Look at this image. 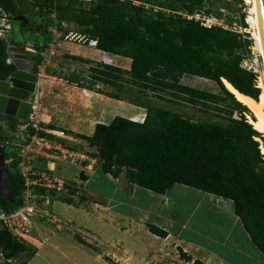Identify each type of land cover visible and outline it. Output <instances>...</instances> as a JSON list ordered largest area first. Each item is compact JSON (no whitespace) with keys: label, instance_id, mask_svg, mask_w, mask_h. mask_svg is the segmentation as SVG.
Returning a JSON list of instances; mask_svg holds the SVG:
<instances>
[{"label":"trees","instance_id":"obj_1","mask_svg":"<svg viewBox=\"0 0 264 264\" xmlns=\"http://www.w3.org/2000/svg\"><path fill=\"white\" fill-rule=\"evenodd\" d=\"M135 1L170 11L193 12L204 7V0H178L179 6L152 0H99L88 11L77 0L60 2L57 6L60 20L67 12L83 15L77 22L84 28V35L97 39V49L131 60L129 70L99 64L91 69L88 81L74 75L66 80L80 87L88 82L90 89L98 83L115 87L118 93L94 92L147 111L142 123L116 116L109 124H97L92 136L77 135V138L98 150L93 156L105 173L114 179L124 174L130 190L138 186L165 195L170 187L182 184L232 201L236 216L264 257V157L260 150L264 137L246 118L248 115L256 120L253 113L222 82L226 80L239 93L258 100L261 91L255 87V76L240 68L245 44L233 33L208 30L178 15L166 16L162 12L154 15L142 6H135ZM52 2L0 0V8L9 16L14 30L20 25L24 9L39 8L44 17L43 9L51 7ZM37 50L44 49L37 47ZM8 52L9 44L0 39V80L15 71L7 62ZM32 61L38 69L41 57H32ZM184 75L215 82L221 94L181 85L179 80ZM133 88L140 92L167 90L176 100L200 103L214 110L227 124L193 122L180 114L144 106L136 96L132 97ZM235 113L239 118H234ZM17 124L15 121L9 125L11 132ZM3 138L11 139L9 135ZM17 165L15 161L8 167L14 194L0 195V209L5 211L14 210L21 202L23 181L14 171ZM81 179L86 178L81 175ZM69 192L73 196L77 190ZM62 197L59 200L64 203H73L72 198ZM148 228L158 237L167 236L153 225ZM0 248L6 260L17 259L32 249L2 230Z\"/></svg>","mask_w":264,"mask_h":264},{"label":"crops","instance_id":"obj_2","mask_svg":"<svg viewBox=\"0 0 264 264\" xmlns=\"http://www.w3.org/2000/svg\"><path fill=\"white\" fill-rule=\"evenodd\" d=\"M24 13L20 25L9 32V37L13 40L9 51L22 52L28 41L36 44V49H44L49 41L45 23L39 25L26 17L25 9ZM25 20L28 24L23 26ZM0 24L3 22L0 21ZM58 46V55L51 60L47 71H58L60 74L71 72L70 75L62 73L64 82H68L67 77L72 75L84 77L83 74H91L92 68L103 64L104 56L118 60L126 68L131 65L128 58L106 52L103 54L99 49L86 44L59 41ZM42 81L38 82L36 94L31 96L30 101L41 98ZM125 114L127 117L139 115L137 111ZM96 125L89 127L88 131H83L78 126L66 128L70 130L66 132L75 140L71 146L75 148V145L84 142L75 137L77 135L92 136ZM56 126L54 122L43 119L45 129L57 130ZM71 167L73 166L69 165L65 173H69ZM79 169L86 178L82 182L67 175L62 176L77 184L74 185L77 192L71 195L73 203L61 201L59 210L62 217L68 220L65 223L72 225V222L77 221L88 227V236L91 235L92 238L85 241L90 247L84 246L81 241L77 242L70 232L57 231L54 227L51 230L49 228L52 226L40 223L46 243L36 247L34 255L26 264H109L107 259L117 264H195L196 261L202 264H258L263 257L236 216L230 200L182 184L170 187L165 195H157L138 186L130 190L125 178H112L105 173L101 163L95 170L89 163L86 168ZM79 190L83 191V196L76 203ZM179 196L191 199V209L182 217H176L173 212V197ZM188 198L184 200L187 201ZM148 225L157 227L167 233V236L161 238L152 234Z\"/></svg>","mask_w":264,"mask_h":264},{"label":"built area","instance_id":"obj_3","mask_svg":"<svg viewBox=\"0 0 264 264\" xmlns=\"http://www.w3.org/2000/svg\"><path fill=\"white\" fill-rule=\"evenodd\" d=\"M69 0H53L52 6L44 11L49 12L50 20L49 41L42 52H39L34 45L27 44L21 53L27 58L41 57V64L36 69L38 82L42 80L45 71L50 67L51 60L58 55V43L61 38L65 41H76L86 44L89 47L97 48V39L88 35L74 34L72 32L63 34L59 31L62 24L57 6L60 2ZM82 3V9L88 11L97 4L99 0H77ZM215 0H204V7L193 12L187 10L170 11L153 5L141 2H133L135 6H142L146 11L156 14L162 12L166 16L178 15L183 20L199 24L201 27L211 30L220 29L233 33L238 41L245 44L243 59L240 68L255 76V87L261 80L264 70L263 55L254 48L253 34L249 31L250 5L246 0H220L225 2L224 7L217 9L219 14L209 12V2ZM253 5V3H252ZM207 6V7H206ZM229 6V7H227ZM39 8H35L38 12ZM0 39L11 44L9 32L13 30L9 16L0 8ZM103 54L105 52L99 50ZM30 56V57H28ZM8 62V60H7ZM103 64L113 65V60L107 56L103 57ZM145 116L139 123H142ZM9 135L13 140L2 139L3 147L8 155L5 158V167L8 169L13 162L17 161L16 172L23 181V190L20 204L12 211L0 209V230L8 232L16 241L28 248H36L46 243L41 233L39 224L46 223L53 226L57 231L73 232L74 227L65 223L62 219L51 212L55 201L62 196L72 197L68 194L65 178L57 174L60 164L68 158L75 157L72 161L83 159L84 156L73 150L71 143L75 140L64 130L45 129L41 106L36 101H31V111L26 121H18L15 131L4 134ZM90 163L92 159H88ZM11 263L6 260L0 248V263ZM165 264H174L166 262Z\"/></svg>","mask_w":264,"mask_h":264},{"label":"rangeland","instance_id":"obj_4","mask_svg":"<svg viewBox=\"0 0 264 264\" xmlns=\"http://www.w3.org/2000/svg\"><path fill=\"white\" fill-rule=\"evenodd\" d=\"M154 2L161 1L164 3H171L176 6L180 5V2L178 0H152ZM145 4V3H144ZM154 6V5H153ZM225 2L220 0H215L212 3L209 2V8L214 14H219L217 9L219 7H224ZM207 7V6H206ZM27 11V18L32 19L35 22H38L39 25L42 24V22L45 23V26L47 27V35L48 37L51 35V32L49 31V24L50 20L47 16L49 12L43 10V14L45 17H43L39 12H36L35 9H31V7L26 9ZM150 11V10H147ZM78 17H83L80 12H67L64 14L63 17H61V23L59 25V31H61L63 34H68L70 32L76 33V34H82L84 35L83 27L79 26L77 22ZM46 18V19H45ZM23 26L28 24V21H23ZM23 36V35H21ZM22 38V37H21ZM60 41H65L63 38L60 39ZM67 41V40H66ZM67 42H74L78 43L76 41H67ZM27 44H33V42H26ZM25 45V46H26ZM23 51V50H22ZM30 57V56H28ZM110 59H114L109 57ZM126 62L129 61L127 59H124ZM123 60V61H124ZM114 65H117L119 67H122L124 69H130V66L126 68L125 64L120 63L118 60H113ZM131 61H129L130 63ZM79 73H82V71H78ZM61 72L58 73V71H45V75L42 78V87H43V94H41V98H37V102L41 106V114L42 118L54 122L57 126V130H64V131H70L66 130V128H73V127H81L83 131H88L89 127L91 128L93 125H96L99 122H103L105 117H108L109 113H119L117 116L129 118V120L135 121L132 119V117H137L136 122H140L141 119L145 116L146 110L141 107H132L131 104H128L127 102H120L113 99H110L106 96H103L101 94H98L94 91H101L103 93H118L117 88L111 87L108 85H103L101 83H98L96 86H93V88H88L89 83H85L86 86L80 87L76 84H72L69 82L63 81V76ZM64 74L70 75L71 72L66 71ZM81 75V74H80ZM87 75V77H86ZM83 78H85L88 81V77L90 74L86 73L83 74ZM79 77V76H76ZM82 77V76H80ZM181 85L197 89L200 91H206L213 94H221V90L219 86L212 81L205 80L198 77H193L189 75H184L180 78ZM261 91V90H260ZM42 92V91H41ZM133 95L132 97H137L144 106L147 107H154L163 109L175 114H180L184 116V118L190 119L193 122H209V123H223L227 124V121L223 118V116H217L218 114L212 110V109H206L203 107L200 103H190L188 101H182V100H176L172 97L169 91L161 89L157 92H153L150 90H143L142 92L138 91L136 88L132 89ZM123 97H126L127 94L122 93ZM46 107V109H45ZM51 111V112H50ZM121 111L127 113L129 115V111L131 112H138L139 115L137 116H128L125 113H121ZM52 113V116L51 114ZM255 117V116H254ZM234 118H239V115L237 113L234 114ZM246 118L249 120V116L247 115ZM256 119V118H255ZM255 121V120H253ZM250 123V121H249ZM54 128V127H53ZM11 131L7 128L6 133H9ZM67 132V133H68ZM262 134V133H261ZM264 137V134H262ZM77 137V136H75ZM11 140L13 138L11 137ZM82 142V141H81ZM262 146V145H261ZM260 146V147H261ZM76 148V149H75ZM75 148H73L74 151L83 154V159H77L74 162H72L75 157L68 158L65 163L60 164L58 167L57 174L59 176L65 177L67 175L71 179H77V181H84L81 179V175H83L84 172H82L79 167L86 168L87 164L89 163L94 167V170L99 167V160L95 159L93 155H96L98 150L96 148H91L88 146V144L84 141L79 145H75ZM88 159H92L93 163L91 164ZM96 160V161H95ZM71 165L73 167L69 168V173H65L68 166ZM79 166V167H76ZM119 178L124 179V174H122ZM67 188H68V194H70L71 189H76L74 184L70 180H66ZM77 190V189H76ZM129 191V189L127 188ZM81 193L83 191L79 190V194L77 195L78 198H76V203L79 202L81 196H83ZM183 196V194H181ZM67 196H63L62 198H66ZM188 198L187 196L182 197H173V212L176 217H182L184 213H187L191 209V199L185 201L184 199ZM91 200L93 198H90ZM140 202V200H139ZM61 200H57L52 205L51 212L62 219L63 221H68L65 218L62 217V214L60 213L59 208L61 207ZM98 203V202H97ZM79 204V203H78ZM142 205V204H141ZM80 206V205H79ZM144 208L145 206L142 205ZM76 223L72 222L74 226V231L71 232L73 237L77 239V242L80 241L84 246H89L90 244H87L85 240L91 239V235L88 236L89 231L86 230L88 227L84 224H81L77 221ZM194 224V221L191 222V225ZM77 228H80L77 229ZM53 230V226L49 228ZM80 232H83L84 234H81ZM82 239V240H81ZM36 248L29 249L26 253L22 254L19 258L11 260L12 264H26V262L29 260L31 256L34 255ZM179 256L180 253H178ZM184 260V259H183ZM259 260V259H258ZM257 260V262H258ZM258 264H264V258L262 257L260 260V263Z\"/></svg>","mask_w":264,"mask_h":264},{"label":"water","instance_id":"obj_5","mask_svg":"<svg viewBox=\"0 0 264 264\" xmlns=\"http://www.w3.org/2000/svg\"><path fill=\"white\" fill-rule=\"evenodd\" d=\"M257 5L264 48V0H257ZM8 53V64H12L15 71L7 79L0 80V195L3 197L12 196L14 188L10 172L5 167V150L1 139L5 127L1 119L26 121L31 111L30 99L36 94L38 84L34 61L21 52Z\"/></svg>","mask_w":264,"mask_h":264},{"label":"bare ground","instance_id":"obj_6","mask_svg":"<svg viewBox=\"0 0 264 264\" xmlns=\"http://www.w3.org/2000/svg\"><path fill=\"white\" fill-rule=\"evenodd\" d=\"M246 1H247V3H251V5H250V16L248 18V21H249V27H250L249 31L253 34V38H254L253 39L254 48L256 49V51H258L262 55H264L263 41H262V37H261V33H260V22H259L257 0H246ZM252 3H253V5H252ZM35 66H37V65H35ZM222 82H223L224 86L226 87V89L235 96L237 101L242 103L244 106H246L253 113L256 120L253 121L251 118H249L250 124L254 126L255 130L264 134V70H263L262 75H261V80L257 86L261 90V93L259 95L258 100L252 99L251 97H248V96H245V95L239 93L226 80H223ZM117 115H119V113H113V114L109 113L108 117H105L104 121L102 123L103 124L111 123L113 118H115ZM132 119L135 121L138 120L137 117H132ZM260 150H261V154L264 157V145H262L260 147ZM14 171H16V170H14Z\"/></svg>","mask_w":264,"mask_h":264},{"label":"flooded vegetation","instance_id":"obj_7","mask_svg":"<svg viewBox=\"0 0 264 264\" xmlns=\"http://www.w3.org/2000/svg\"><path fill=\"white\" fill-rule=\"evenodd\" d=\"M3 123H4V127H5V129H4V134H6V130H7V128L8 129H10L9 128V125L11 124V123H13V122H15L16 120L15 119H12V118H4V119H2L1 120ZM10 132V131H9ZM2 133V135H1V139H3V137H4V134Z\"/></svg>","mask_w":264,"mask_h":264},{"label":"clouds","instance_id":"obj_8","mask_svg":"<svg viewBox=\"0 0 264 264\" xmlns=\"http://www.w3.org/2000/svg\"><path fill=\"white\" fill-rule=\"evenodd\" d=\"M134 122H136V121H134ZM137 123H139V122H137Z\"/></svg>","mask_w":264,"mask_h":264}]
</instances>
